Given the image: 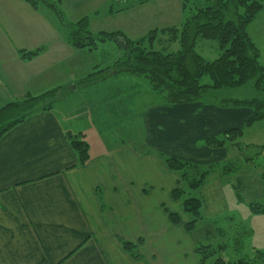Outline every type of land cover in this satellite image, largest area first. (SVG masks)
<instances>
[{
  "label": "crops",
  "instance_id": "crops-1",
  "mask_svg": "<svg viewBox=\"0 0 264 264\" xmlns=\"http://www.w3.org/2000/svg\"><path fill=\"white\" fill-rule=\"evenodd\" d=\"M49 1H59L63 15L77 13L79 20L88 18L90 25L99 16L126 15V30H110L112 23H108L98 33L122 32L131 40L153 30L181 27L183 23L149 25L156 16L163 21L172 13L179 17L185 13L184 4L169 11L160 6L158 14L144 9L162 0ZM169 1L173 6V0ZM100 4L103 11L108 9L106 15L98 10ZM26 5L22 0H0V109L27 95L50 91L58 83L55 72L67 60V50L75 51L61 36L60 27L51 26L40 4ZM88 8L95 11L90 17L81 13ZM31 52L37 55L22 57ZM80 66L74 63L72 73L81 71ZM73 76L71 82L77 81L78 76ZM112 77L104 80L106 88L126 75ZM103 82L84 92L71 84L73 96L57 100L61 114L40 110L0 139V264H166L163 243L171 242L173 234L185 228L169 220V213H176L172 192L180 186V175L167 169L163 155L219 167L227 151L211 150L202 143L241 127L248 116L244 110L202 104H152L140 117L137 145L105 140L102 135L112 132V126L95 115L82 122L78 108L71 109L79 106L73 97L99 89ZM111 92L106 96L115 97ZM91 110L88 106L87 111ZM109 113L114 119L116 111ZM68 134H81L87 143L93 134L99 142L96 147L95 140L88 143L90 158L84 166H79ZM179 213L186 221L182 209ZM123 242L136 244L144 260L132 258Z\"/></svg>",
  "mask_w": 264,
  "mask_h": 264
},
{
  "label": "trees",
  "instance_id": "trees-1",
  "mask_svg": "<svg viewBox=\"0 0 264 264\" xmlns=\"http://www.w3.org/2000/svg\"><path fill=\"white\" fill-rule=\"evenodd\" d=\"M33 7L39 0H24ZM46 2V1H45ZM186 10L190 4L189 15L181 27L153 30L145 37L131 40L122 32H100L97 35L90 30L88 18L77 22H68L58 10L59 1H52L48 7L59 17L60 23L71 29L68 43L75 50L92 51L98 42L118 41L123 55L113 65L98 72H92L81 80L85 87H91L104 80L119 75L136 78L145 77L150 83L151 92L159 97L160 106L180 107L187 105H205L220 109H239L248 116L241 127L226 130L218 136L205 140L202 145L211 150H226L238 146L245 128H251L256 122L264 120V66L259 64L260 52L250 38L248 28L264 9V0H205L198 4L196 0H183ZM160 50L155 49L157 38ZM199 40L218 42L221 55L208 62L196 51ZM179 46L177 51L168 52L171 46ZM37 55L25 53L23 58ZM97 67V66H96ZM208 76L210 85H202V78ZM65 87L55 88L39 96L27 95L0 109V139L17 125L40 110L53 109V103L64 94ZM221 90L240 91L246 98L229 100L218 95ZM64 96V95H63ZM67 97V96H66ZM72 149L78 154L79 166H84L89 156V144L81 134H68ZM164 164L170 172L178 173L182 182H187L191 190L203 185L206 176L217 165L205 167L192 164L168 155H163ZM203 169V171H202ZM193 173L194 177L190 178ZM264 178V176H263ZM185 190L178 188L172 192V199L180 202L182 212L192 217L184 221L179 213H169L170 223L183 225L191 235L201 219L202 202L196 198H183ZM251 210L264 214V205H251ZM124 249L137 261L144 258L131 242H123ZM212 246H197L195 253L201 264L224 251ZM137 251V252H136ZM214 264H264V250L243 258L228 262L222 256Z\"/></svg>",
  "mask_w": 264,
  "mask_h": 264
},
{
  "label": "rangeland",
  "instance_id": "rangeland-1",
  "mask_svg": "<svg viewBox=\"0 0 264 264\" xmlns=\"http://www.w3.org/2000/svg\"><path fill=\"white\" fill-rule=\"evenodd\" d=\"M204 1L196 0L198 4ZM41 2L39 3L41 10H44L46 15L50 17L51 26L60 27L61 36L68 41L71 29L64 27L60 23L59 17L48 7L51 1L47 0L44 2V0H41ZM169 2V0H162V3L150 5L144 9H149L158 14L160 6H162L163 11H169V9L178 10L183 5L180 0H173L171 2L173 6H170ZM23 4L20 3V6ZM26 4L28 8H32L30 3L26 2ZM165 5H168L169 8L163 7ZM192 6L193 4H190L181 17L177 13L173 16L172 13L171 17H163L164 20L159 21L158 16H156V21L149 26L156 28L170 24H182L188 17L189 9ZM118 7L119 5L116 3L115 10ZM98 8L101 13L106 15L108 9L103 11L101 4ZM58 10L60 11L59 7ZM81 13L90 17L89 15L94 14L95 11L88 8L81 11ZM65 14V19L68 22L75 23L79 20L77 13L70 15L66 12ZM91 20L90 30L95 35L102 28L107 29L108 23H112L110 30L121 27L126 30V15L120 14L115 16L114 19L108 18V16H99V19L92 18ZM248 32L260 52L259 64L264 66V9L249 26ZM158 39L163 41V38L159 36L155 45V49L160 50L159 43L162 42H158ZM178 48L179 46L172 45L168 52L177 51ZM67 51V60L55 72L56 75L59 74L56 78L58 83L51 88L53 90L57 86L65 87L62 91L64 92L63 95L67 97L73 96L70 91L71 84L76 85L81 92L88 91L90 87H85L80 79L86 78L89 70H92L93 73L98 72L100 68L102 70L106 66L113 65L123 55L118 41L115 40L98 42L97 48L92 51L87 49L79 50L81 52H77V50ZM196 51L208 62L218 59L221 55L218 42L215 41L199 40ZM73 53L76 54L72 55ZM74 63L76 65L81 63V66L78 67L81 71L72 73L71 66H74ZM73 74L78 76V80L71 82V78L74 77ZM111 78L113 77L109 79ZM201 84L210 85L211 79L205 76L202 78ZM149 87L150 83L145 77H134L131 80L127 76L122 80L117 78L115 84L109 88H106V82L104 81L99 89L73 97L72 101L79 106L71 107V109L76 110L78 108L82 122L88 121L92 115H95V119L97 118L101 122L105 121L107 125L112 126V132L102 135L105 140L111 138L114 141H126L128 144H133L140 139L139 126L141 127L142 125L140 117L143 110L149 108L152 104L160 105L159 97L156 96V99L151 94ZM109 91H113L111 93H114L115 97L111 95L107 97L106 94ZM239 93L240 91L238 90H221L218 95L222 96V99L228 98L229 100L242 99L248 96L246 94L240 95ZM56 103L57 101L53 103L52 108L56 113L61 114V109ZM88 106L92 108L90 112L87 111ZM110 109L116 111L114 119L109 113ZM89 137L88 143L95 140L96 147L99 142L93 137V134L89 135ZM237 145L235 147H227V159L224 162H220L219 167H216L212 173L206 176L203 185L198 189H189L187 182H182L180 178V186L177 188L185 190L186 193L183 198L191 197L201 200V219L191 235L186 230H177L173 234L171 242L165 241L163 243V247L167 249L164 252L166 264H201L199 257L193 252L197 246H212L217 249L220 246L224 247L225 250L222 253L209 259L206 264H214L220 256L228 262H235L243 258H251L255 252L264 250V214H257L251 210V205H264V120L256 122L251 128H245L243 136L238 140ZM191 177H194L193 173L190 175ZM173 203L176 209L174 212L179 214V210L182 209L181 203L177 204L175 201ZM171 210H174L172 206ZM186 218V221L192 220L189 215H186ZM137 250L141 252L139 248Z\"/></svg>",
  "mask_w": 264,
  "mask_h": 264
}]
</instances>
